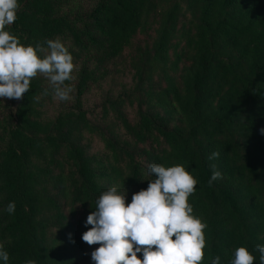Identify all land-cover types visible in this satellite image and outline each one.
Instances as JSON below:
<instances>
[{"label":"trees","instance_id":"1","mask_svg":"<svg viewBox=\"0 0 264 264\" xmlns=\"http://www.w3.org/2000/svg\"><path fill=\"white\" fill-rule=\"evenodd\" d=\"M66 1L19 0L7 27L25 45L61 38L76 65L73 99L52 115L43 110L48 87L39 73L22 99L0 98L15 103L13 111L0 103L8 264H93L98 245L81 239L87 215L110 186L125 188L130 202L154 179L153 163L184 165L197 180L188 202L207 225L201 264L214 256L230 264L239 246L259 264L264 0H96L65 14ZM115 77L129 82L115 97L109 87L92 119L84 94ZM213 151L219 156L210 161ZM211 163L222 178L209 185ZM9 201L13 214L3 211Z\"/></svg>","mask_w":264,"mask_h":264},{"label":"clouds","instance_id":"2","mask_svg":"<svg viewBox=\"0 0 264 264\" xmlns=\"http://www.w3.org/2000/svg\"><path fill=\"white\" fill-rule=\"evenodd\" d=\"M19 8V0H0V98L22 99L31 79L39 73L48 79L58 101L72 100L76 65L69 46L59 37L47 39L43 45L22 44L7 30L17 19ZM259 131L264 134V127ZM218 156L219 152L213 151L208 159ZM209 166L211 185L222 174L215 163ZM148 172L154 179L148 180L146 189L134 192L130 202H125V188L110 186L87 215L84 223L91 227L81 239L98 245L91 251L93 264H201L207 225L193 214L188 202L197 180L181 164L165 167L153 163ZM3 211L13 214L15 202L9 201ZM255 250L259 264H264V245H257ZM255 259L245 246H239L230 264H253ZM8 262L5 242L0 241V264ZM24 264L36 261L28 259ZM210 264H220V257H212Z\"/></svg>","mask_w":264,"mask_h":264},{"label":"rangeland","instance_id":"3","mask_svg":"<svg viewBox=\"0 0 264 264\" xmlns=\"http://www.w3.org/2000/svg\"><path fill=\"white\" fill-rule=\"evenodd\" d=\"M96 0H67L64 5L60 8L61 13L65 14H72L79 8L87 9L90 5H93ZM116 66H119V64L113 63L112 68L114 69ZM44 78V85L48 87V95L45 98L44 101V107L43 110L48 114L52 115V113L57 112L59 108V101L54 97L53 89L51 85L49 84L48 79ZM126 82H129V77H115L112 80L108 82H104L101 85H92L90 88L86 91L83 97L84 101V108L87 110L89 116L92 119L99 118L100 116V105L102 104L105 95L109 94L108 88H112V96H117L120 91V85L124 84ZM6 101H1L0 103L2 106H4ZM14 104L11 100L6 102L7 109L10 111L14 110ZM127 110H129V107H126ZM100 147H97L96 149H99Z\"/></svg>","mask_w":264,"mask_h":264}]
</instances>
